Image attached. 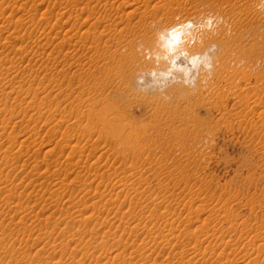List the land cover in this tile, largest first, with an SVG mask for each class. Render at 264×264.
<instances>
[{
  "label": "rangeland",
  "instance_id": "374dc122",
  "mask_svg": "<svg viewBox=\"0 0 264 264\" xmlns=\"http://www.w3.org/2000/svg\"><path fill=\"white\" fill-rule=\"evenodd\" d=\"M0 264H264V0H0Z\"/></svg>",
  "mask_w": 264,
  "mask_h": 264
},
{
  "label": "bare ground",
  "instance_id": "6f19581e",
  "mask_svg": "<svg viewBox=\"0 0 264 264\" xmlns=\"http://www.w3.org/2000/svg\"><path fill=\"white\" fill-rule=\"evenodd\" d=\"M96 1H98V0H96ZM107 1V0H106ZM135 1H137V0H135ZM49 2V1H48ZM113 2V1H112ZM143 2V1H142ZM106 3V2H105ZM124 3V2H123ZM89 4V3H88ZM87 4V5H88ZM102 4V3H101ZM107 4V3H106ZM106 4H104V5H106ZM92 5V4H91ZM91 5H89V6H91ZM113 5V4H112ZM101 6V5H100ZM110 6H111V4H110ZM88 7V6H87ZM92 7H94L95 8V6L94 5H92ZM111 7H113V6H111ZM82 8V7H81ZM107 8V7H106ZM78 9V8H77ZM89 9H90V7H89ZM95 10V9H94ZM94 10L93 9H90V11H92L91 12V14L94 12ZM134 10V9H133ZM138 10V9H137ZM82 12V11H81ZM97 12V11H96ZM78 13H80V12H78ZM94 14H95V12H94ZM104 14H106V12H104ZM96 15V14H95ZM94 15V16H95ZM98 15V14H97ZM102 15V14H101ZM108 15H112V14H108ZM88 16V15H87ZM90 16H92V15H90ZM99 16H100V13H99ZM121 16V15H120ZM101 17V16H100ZM104 17V16H103ZM106 17V16H105ZM97 18V17H96ZM107 18V17H106ZM99 19V18H98ZM94 21V20H93ZM74 23V22H73ZM95 28V27H94ZM107 28V27H106ZM205 31L206 30H204V31H202L203 33H205ZM208 31V30H207ZM164 33V31L161 33V32H159V34H160V36H162L161 34H163ZM155 34V33H154ZM159 34H156V36L158 35V37H160L159 36ZM167 34V33H166ZM166 34H164V36H168V34L166 35ZM172 34V33H171ZM199 34H202V33H199ZM207 35L205 36V35H201V37H200V35H199V37H200V39L202 40V42H203V46H205L206 44L207 45H209V43H211V41H212V38L210 37V36H208V32L206 33ZM210 34H211V31H210ZM196 35V34H195ZM156 36H154L153 35V37H155V39L157 38ZM171 36H174V33H173V35H171ZM212 36V35H211ZM138 37V36H137ZM153 37H152V39H153ZM198 37V36H197ZM150 38V37H149ZM162 38V37H161ZM169 38V37H168ZM168 38H162V39H157L158 41H156V42H154L155 41V39L152 41L153 42V44L150 42V41H147L148 43L150 42V44L152 45V47H153V45L155 44V46L153 47V48H157L159 45H162V47H163V45H165V44H163V43H160L162 40H164L163 42L165 43H167V45L169 44L165 39H168ZM175 37H172L171 38V41H173L174 42V39ZM152 39H149V40H152ZM177 39V38H176ZM200 39H197V40H200ZM223 39V38H222ZM178 40V39H177ZM200 40V41H201ZM225 40V39H224ZM160 41V42H159ZM168 41H170V39H168ZM171 41H170V44H171ZM159 42V43H158ZM180 43H181V41H179ZM178 42V43H179ZM183 43L185 42V41H182ZM196 42V41H195ZM198 42V41H197ZM197 42L195 43L196 45L194 46V44H193V48H196L197 47V49H198V47H200L201 46V44H200V42H199V45H197ZM157 43V44H156ZM175 43V42H174ZM174 43H172V44H174ZM178 44L179 46L181 45V44H183V43H181V44ZM223 42H221V44H222ZM147 44V43H146ZM150 44H148V45H150ZM169 44V45H170ZM176 44V43H175ZM184 44H186V46L185 47H182V46H180V47H182V51H184L185 52V54H187V52H190V53H192V52H194V51H192L191 52V50L193 49L192 48V46H190V45H187V44H189V43H184ZM151 45H150V47H151ZM158 45V46H157ZM167 46V48H166V45L163 47V48H158V49H156L157 51H155L154 52V49L151 47V48H149V49H152L153 50V52L155 53V55L157 54V56H158V54H160V55H162V56H159V57H162V60H163V58H164V60H166V57H169V56H166V55H168V54H166L165 52H164V50H166V51H170L169 49H171L172 47H173V45H170V46ZM178 45H176V46H178ZM225 45V44H224ZM188 46H190L192 49H190V47H188ZM159 47H161V46H159ZM177 48H179V47H177ZM176 48V49H177ZM184 48H188L187 50L186 49H184ZM202 48H204V47H202ZM83 49V48H82ZM173 49V48H172ZM151 50V51H152ZM174 50V49H173ZM203 50V49H202ZM150 51V50H149ZM178 51V52H177ZM177 51H175L174 53V55H173V53H172V55L173 56H170V58L171 59H169L170 61H172V59H176L175 60V62L177 63V62H179V59L180 60H184V58L185 57H187V58H189V53H188V56L187 55H185L182 51H180L179 52V50H177ZM198 51V50H197ZM177 52V53H176ZM154 55V54H153ZM182 55H184V56H182ZM190 55H192V54H190ZM157 58V61L156 62H160V60H161V58ZM158 59H160L159 61H158ZM162 60H161V62H162ZM163 60V61H164ZM174 62V63H175ZM181 62V61H180ZM149 63H152V61H149ZM155 63V62H154ZM166 63V62H165ZM156 64V63H155ZM163 65H164V62L162 63ZM160 66H162L161 65V63L159 64ZM154 67H156L157 65H153ZM149 67V66H148ZM143 69L142 70H145L144 68L145 67H142ZM108 108V107H107ZM106 107H105V111H103V113H102V115L101 116H103V119L101 118V122L102 121H104V122H102L104 125H106L107 126V128H108V131L111 133V135H112V137H113V139L114 140H116V143H118L119 145H121L122 143L124 144V142L125 143H128V145H129V147H131V143H129L130 142V139H127L129 136V134H130V132H132V133H135V131L133 132V131H131V129L129 130L128 128H129V126H128V128L126 127L125 128V126H124V124L122 125L121 123H122V120H121V115L119 116V117H121L120 118V121H121V123H120V121H119V117H118V115H117V117H115V116H113L114 118H112V117H110V118H107L106 117V110H108ZM110 108V107H109ZM112 108H114V107H112ZM112 108L110 109V110H112ZM109 111V110H108ZM124 123V122H123ZM102 125V124H101ZM105 126V127H106ZM124 126V127H123ZM104 127V126H103ZM73 128V127H72ZM107 128H106V130H107ZM83 129V128H82ZM101 129H102V127H101ZM125 129H127V130H129L130 132H128V131H125ZM134 129V128H133ZM76 131V130H75ZM109 132H108V135H109ZM124 132L126 133H129L128 135H127V133L125 134V135H127L128 137L126 138V136H124ZM137 133V132H136ZM73 135V134H72ZM131 135V134H130ZM110 136V135H109ZM132 137V136H131ZM130 137V138H131ZM134 137V136H133ZM135 139V138H134ZM71 140V139H70ZM69 140V141H70ZM128 141V142H127ZM77 142V141H76ZM136 143V142H135ZM134 143V144H135ZM66 144V143H65ZM134 144H132V145H134ZM128 145H121V146H125V148L127 149V146ZM122 148V147H121ZM124 149V148H123ZM52 152V151H51ZM90 166H88V168H89ZM91 168V167H90ZM89 168V170H91ZM40 172V171H39ZM121 182V181H120ZM117 192V191H116ZM51 193V192H50ZM60 194V193H59ZM124 194H126V193H124ZM60 198V197H59ZM88 199V198H87ZM70 203V202H69ZM254 257H255V255H254ZM236 260V259H235Z\"/></svg>",
  "mask_w": 264,
  "mask_h": 264
}]
</instances>
